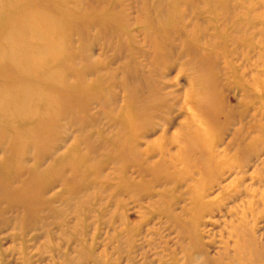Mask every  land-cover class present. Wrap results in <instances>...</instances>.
Listing matches in <instances>:
<instances>
[{
  "label": "rangeland",
  "instance_id": "obj_1",
  "mask_svg": "<svg viewBox=\"0 0 264 264\" xmlns=\"http://www.w3.org/2000/svg\"><path fill=\"white\" fill-rule=\"evenodd\" d=\"M0 264H264V0H0Z\"/></svg>",
  "mask_w": 264,
  "mask_h": 264
}]
</instances>
